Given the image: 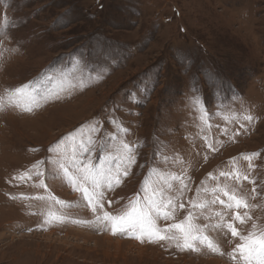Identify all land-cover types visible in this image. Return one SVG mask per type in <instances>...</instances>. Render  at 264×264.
<instances>
[{
  "label": "rangeland",
  "instance_id": "obj_1",
  "mask_svg": "<svg viewBox=\"0 0 264 264\" xmlns=\"http://www.w3.org/2000/svg\"><path fill=\"white\" fill-rule=\"evenodd\" d=\"M0 29V264H243L231 257L240 237L253 224L264 229V0H0ZM25 84L36 102L10 99ZM96 122L95 162L121 170L103 211L123 214L163 188L172 218L156 224L179 236L170 226L185 220L197 189L209 199L203 189L227 185L249 207L217 203L204 215L223 213L239 235L208 231L217 251L200 241L193 250L96 221L48 163L71 157L74 145L50 147L70 133L78 143V130L86 137ZM121 140L134 163L117 153ZM69 175L80 173L69 165ZM175 176L187 185L182 196Z\"/></svg>",
  "mask_w": 264,
  "mask_h": 264
},
{
  "label": "snow or ice",
  "instance_id": "obj_2",
  "mask_svg": "<svg viewBox=\"0 0 264 264\" xmlns=\"http://www.w3.org/2000/svg\"><path fill=\"white\" fill-rule=\"evenodd\" d=\"M3 27H7V21ZM29 89H31V91H29ZM37 95H39V93L37 89L32 86V84H25L22 87L14 89L10 93V99L13 97L23 98L29 103H34L36 102ZM28 110L31 111V108ZM110 122L115 124L117 132H126V129L121 128L120 122L117 118L114 117ZM78 132L80 133V140L78 143L76 141L75 134L70 133L68 136L59 141L56 146L50 147L48 150L49 152H56L60 143L71 140L74 145L71 157H66L65 161L50 157L48 163L52 165V173L54 175H59L60 172H63L65 176H68L69 182L73 183L77 191L82 192L83 198L88 201V204L92 207L93 212L98 213L95 217L96 221L110 222L113 234L116 232L139 231L140 236L138 238L141 240L145 235H147L150 241H154L156 238L161 240L167 238L169 240L177 241L176 246L178 248H188L193 250H195L194 242L200 241L201 243L206 244V246L212 251H217V247L214 246L210 237L205 234L206 232L227 228L231 231L233 236L239 235L236 228L233 227L231 223L224 220L223 213L216 212L208 216L204 215V211L209 210L212 205L217 203L224 205L228 210L249 207V205L245 202V199L242 196L238 197L235 193V189L230 190L227 185L223 187L217 186L210 190L203 189L206 194L209 192L211 193V198L209 199H201V189H197V197L196 199L190 201L191 208L189 209L185 220L179 224H173L170 226L171 229L179 230V236H162L160 235L162 230L157 227L156 221L158 219L167 220L172 218V212L165 211V209H171L174 207V199L172 197H166L165 189L163 188H154L151 195H148L146 192L144 204H140L139 201L135 200L131 201V210L123 214L114 216L107 211H103L104 205L102 201L104 200L105 190H114V188L121 182V170L119 166H117L116 169L106 167L104 161H101L100 164L95 162V158L92 153L95 151L97 140L91 134L100 132L99 122H96V124L89 129V134L86 137L84 135L83 127H81ZM102 135L105 141L115 139V136L111 133L105 132ZM104 146V144H101L102 148ZM121 150L127 153L129 163L135 162V157L131 155L133 149L123 140L120 142L117 153ZM258 155V153H252L251 156L245 157V159H251V157ZM106 159H110V157ZM42 163L44 162L38 161L35 165H33V167L38 169V166ZM69 165L72 169H75L80 173L78 178H73L69 175ZM249 167H251V165H249ZM43 174L44 173L39 170L36 172L37 176H42ZM127 174L128 170L125 168L123 170V175ZM221 175L228 176L229 174L221 173ZM173 179L180 181L181 187L176 189V191L182 196L184 190L187 189V185L183 183L179 176H175ZM237 179H239V176H237ZM243 179L247 180L248 177L245 175ZM41 186L46 187L43 183H41ZM167 189L172 190V185L170 183L167 185ZM252 191L255 192V188H253ZM221 192L227 197V201L220 198L218 193ZM57 203L61 202L57 201ZM180 207H184V205L181 204ZM198 212L199 215H197ZM213 216L217 218L218 222H213ZM244 217L251 219L247 212L244 213ZM201 218L208 222L204 224L195 223L196 220ZM235 219L240 220L241 223L244 222L243 218L238 214L235 216ZM252 227V232H250L247 236L240 237L243 243L237 245L236 248L233 249L231 257L233 260H237L238 252L239 259L243 261V264H264V229L259 230L257 233V226L253 224ZM181 240L183 241L182 244L179 242Z\"/></svg>",
  "mask_w": 264,
  "mask_h": 264
}]
</instances>
